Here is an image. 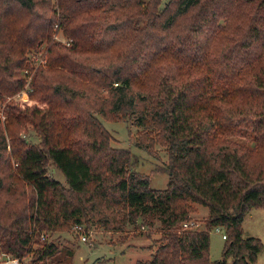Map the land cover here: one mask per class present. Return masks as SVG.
I'll return each instance as SVG.
<instances>
[{"label": "trees", "instance_id": "16d2710c", "mask_svg": "<svg viewBox=\"0 0 264 264\" xmlns=\"http://www.w3.org/2000/svg\"><path fill=\"white\" fill-rule=\"evenodd\" d=\"M162 4L0 0L3 253L72 264L74 250L48 242L49 232L92 223L123 232L146 220L160 222L163 240L137 264H256L264 245L244 237L243 222L264 209V0ZM43 47L26 103L7 102L26 85L15 74L29 67L27 54ZM99 117L133 123L146 151L166 148L165 189L133 169L129 149L112 147ZM29 127L40 145L21 136ZM244 131L252 147L230 139ZM197 205L208 208L205 229H184ZM217 227L226 243L211 261Z\"/></svg>", "mask_w": 264, "mask_h": 264}, {"label": "rangeland", "instance_id": "374dc122", "mask_svg": "<svg viewBox=\"0 0 264 264\" xmlns=\"http://www.w3.org/2000/svg\"><path fill=\"white\" fill-rule=\"evenodd\" d=\"M169 0H163L162 8ZM60 42H66V38L60 31L55 36ZM29 67L16 73L15 78H23L26 81L24 89L16 95L9 97L7 102L26 103L27 92L31 90V81L36 71L46 65V47L38 52L27 54ZM5 105L0 101V117L6 120L4 114ZM112 136L111 145L114 148H126L131 151L133 169L135 171L151 176V186L155 189H165L168 186L169 174L165 171L169 158L165 147L157 145L152 151H146L137 144L139 128L130 121H111L99 117ZM21 136L28 143L40 145L41 137L33 128L29 127L21 132ZM253 133L244 131L230 139L241 145L252 147ZM49 174L63 185H67L65 176L53 165L49 164ZM197 210L192 213L190 222L191 230L201 231L205 229V218L208 208L197 205ZM84 234H79L72 227L71 230L49 232L47 241H54L59 247H69L74 250L75 255L72 264H137L152 258L159 246L162 244L163 234L160 222H149L140 220L137 224L129 225L123 232H109L97 224H84ZM185 229V227L183 226ZM186 228V229H188ZM244 237H258L264 245V209L254 208L245 217L243 222ZM225 230L212 228L210 231V260L222 259V251L225 246L223 234ZM44 234V232H43ZM87 236L83 241L82 236ZM41 239V237H39ZM42 241V240H41ZM232 263V258H229ZM29 259L23 263L28 264ZM256 264H264V247L258 256Z\"/></svg>", "mask_w": 264, "mask_h": 264}, {"label": "built area", "instance_id": "2783aa9c", "mask_svg": "<svg viewBox=\"0 0 264 264\" xmlns=\"http://www.w3.org/2000/svg\"><path fill=\"white\" fill-rule=\"evenodd\" d=\"M69 45V43H68ZM183 226L185 228H188L190 227V222H186L183 224ZM221 227H217L218 230H220ZM74 230L76 232H78L79 234H84V226L82 225H77L74 227ZM226 234H223V238L226 239ZM46 237L45 235L43 234L42 235V239L44 240ZM82 240L83 241H86L87 240V236L83 235L82 237ZM0 264H24L23 262H21L19 259L17 258H14L10 255H7L6 253H3L2 251H0Z\"/></svg>", "mask_w": 264, "mask_h": 264}]
</instances>
